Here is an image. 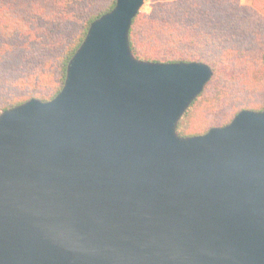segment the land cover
Segmentation results:
<instances>
[{"label": "water", "instance_id": "obj_1", "mask_svg": "<svg viewBox=\"0 0 264 264\" xmlns=\"http://www.w3.org/2000/svg\"><path fill=\"white\" fill-rule=\"evenodd\" d=\"M146 1L92 24L55 98L0 115V264H264V109L180 136L212 70L133 56Z\"/></svg>", "mask_w": 264, "mask_h": 264}, {"label": "trees", "instance_id": "obj_2", "mask_svg": "<svg viewBox=\"0 0 264 264\" xmlns=\"http://www.w3.org/2000/svg\"><path fill=\"white\" fill-rule=\"evenodd\" d=\"M116 6L117 0H0V115L33 98H55L92 24ZM128 38L139 60L210 66L209 82L178 122L180 136L264 109V0H147Z\"/></svg>", "mask_w": 264, "mask_h": 264}, {"label": "rangeland", "instance_id": "obj_3", "mask_svg": "<svg viewBox=\"0 0 264 264\" xmlns=\"http://www.w3.org/2000/svg\"><path fill=\"white\" fill-rule=\"evenodd\" d=\"M245 3H250V0H245ZM144 10L150 11L151 10L150 5H146L145 8H144Z\"/></svg>", "mask_w": 264, "mask_h": 264}]
</instances>
